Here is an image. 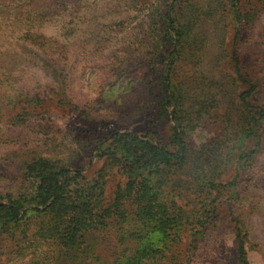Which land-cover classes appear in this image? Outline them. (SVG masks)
Returning <instances> with one entry per match:
<instances>
[{
    "label": "rangeland",
    "instance_id": "rangeland-1",
    "mask_svg": "<svg viewBox=\"0 0 264 264\" xmlns=\"http://www.w3.org/2000/svg\"><path fill=\"white\" fill-rule=\"evenodd\" d=\"M191 4L199 7L198 27L180 46L174 66H167L172 41L165 33L164 0H0V197L22 191L23 168L35 158L82 169L93 179L103 166L93 151L112 132H132L167 145L174 126L171 108L161 112L160 107L167 69L176 95L184 99L183 115L194 127L191 145L196 151L207 144L221 149L223 160L212 155L208 161L201 154L196 166L216 172L210 181L217 188L237 180L238 196L208 188L221 202L217 231L197 239L186 229L165 263L239 264L232 223L237 219L247 235L249 264H264V148L239 175L236 152L225 144L223 118L240 90L229 78L234 75L231 46L240 29L229 11L236 5L245 14L262 5L257 0ZM253 18L242 31L240 47L249 73L262 77L257 97L262 104L264 10ZM121 180L114 172L107 178L105 204ZM194 186L186 188L182 202L190 208L194 194L187 191ZM36 229L32 223L23 245L17 233L0 237V264L56 261L54 248L34 236ZM116 232L113 225L92 235L90 244L103 262L118 251Z\"/></svg>",
    "mask_w": 264,
    "mask_h": 264
},
{
    "label": "trees",
    "instance_id": "trees-1",
    "mask_svg": "<svg viewBox=\"0 0 264 264\" xmlns=\"http://www.w3.org/2000/svg\"><path fill=\"white\" fill-rule=\"evenodd\" d=\"M131 1L136 4L142 0ZM164 2L165 33L172 41L167 66H174L180 46L192 39L198 27L199 7L192 5L191 0ZM257 3L262 5L259 10L244 14L233 5L229 11L233 22L240 25L231 46L230 66L234 75L229 78L240 90L230 99L231 105L223 116L224 136L227 148L236 152L233 162L241 176L245 174L243 165L264 148V101L259 104L257 98L263 90L262 77L255 78L249 73L240 47L242 31L251 18L254 20L253 15L258 16L264 10V0ZM174 88L166 69L160 107L161 112L171 108L169 115L174 123L167 145L132 132H112L104 141H98L93 151L103 163L93 179L87 178L82 169H71L50 159L35 158L28 162L22 171V191L14 197H0V237H13L17 233L23 245L29 240L30 226L34 223L36 239L54 248L56 261H50L51 264H166L186 229L190 228L192 238L212 236L220 222L221 202L208 188L217 194L231 191L232 198H237L238 182L234 180L225 188L220 185L217 188L211 183L214 180L210 181L216 172L210 166L209 169L196 166L197 156L202 154L210 161L212 155L220 158L221 149L219 145L211 149L207 144L196 151L191 145L194 127L184 117V99L180 93L176 95ZM213 98L217 103L216 96ZM248 144L250 148L246 147ZM113 172L124 182L118 184L112 201L105 204V185ZM193 185L197 188L187 191L194 194L190 208L182 202L186 200V188ZM232 223L236 260L249 264L243 223L237 219ZM113 225L117 227L118 251L112 261L103 262L90 244L91 238Z\"/></svg>",
    "mask_w": 264,
    "mask_h": 264
}]
</instances>
